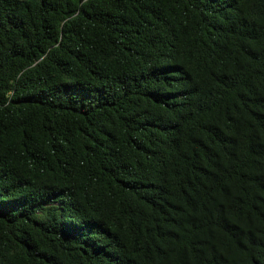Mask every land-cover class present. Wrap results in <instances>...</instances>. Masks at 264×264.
<instances>
[{
  "label": "trees",
  "instance_id": "obj_1",
  "mask_svg": "<svg viewBox=\"0 0 264 264\" xmlns=\"http://www.w3.org/2000/svg\"><path fill=\"white\" fill-rule=\"evenodd\" d=\"M0 264H264V0H0Z\"/></svg>",
  "mask_w": 264,
  "mask_h": 264
}]
</instances>
